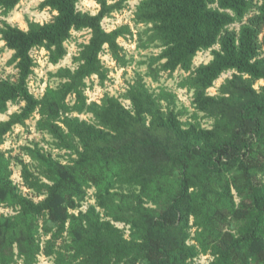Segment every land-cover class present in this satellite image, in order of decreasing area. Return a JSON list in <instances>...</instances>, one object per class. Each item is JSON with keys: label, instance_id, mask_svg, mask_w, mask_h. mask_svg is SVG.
I'll list each match as a JSON object with an SVG mask.
<instances>
[{"label": "trees", "instance_id": "1", "mask_svg": "<svg viewBox=\"0 0 264 264\" xmlns=\"http://www.w3.org/2000/svg\"><path fill=\"white\" fill-rule=\"evenodd\" d=\"M21 1L0 0L2 15ZM80 1L43 0L40 7L55 14L43 23L29 20L27 29L1 21L17 75L0 78V113L10 103L24 105L0 121V143L37 113V130L69 160L39 142L23 146L31 162L0 149V206L14 210L0 214V264H37L41 254L53 264H196L201 255L212 257L209 264H264V85L255 87L264 80V0L136 6L135 22L161 48L150 75L187 74L181 86L193 92L192 121H183L176 94L152 91L142 76L126 91L130 107L110 94L89 101L88 79H110L105 50L128 64L119 38L132 29L102 24L129 0H95L97 13L80 10ZM235 23L239 30L230 28ZM86 29L90 38L73 57L76 67H60L52 73L58 85L36 97L29 88L37 65L32 50L45 49L57 65L73 31ZM209 49L212 58L194 67L198 52ZM228 71L232 76L211 94ZM199 113L213 125L203 126ZM13 160L40 200L14 182ZM90 188L95 202L83 209Z\"/></svg>", "mask_w": 264, "mask_h": 264}, {"label": "rangeland", "instance_id": "2", "mask_svg": "<svg viewBox=\"0 0 264 264\" xmlns=\"http://www.w3.org/2000/svg\"><path fill=\"white\" fill-rule=\"evenodd\" d=\"M42 1L43 0H22L7 16H3L0 9V25L2 19H6L12 25L27 29L29 20L41 23L49 21L55 12L49 8H41L40 4ZM140 1L141 0H129L123 10L114 12L111 16L104 18L102 24L107 30L115 29L124 24H129L131 26L132 33L119 38L120 44L124 47V53L128 60V64L125 66L118 65L111 53L108 50H105L102 53V60L104 65L110 70V79L103 85L98 82L97 76L88 79L86 93L89 97V101L100 102L105 94H110L119 97L127 107H130V100L125 98L126 91L131 83H133L139 76H142L152 91L156 93L169 91L176 94L178 97L177 108L183 112V121H192L194 120L192 115L196 113L192 106L193 92L188 91L187 88L181 86V82L187 74L183 70H177L173 74L160 72V74L156 76L157 80L154 79V75H150L152 70L150 66L151 57L160 53L161 48L157 42H151L149 35L146 32L147 26L144 24H138L134 20L136 6ZM257 2L258 0H255V3ZM78 7L82 11L91 13H97L99 10V5L95 0H81ZM240 26L241 23H235L231 25L230 28L239 30ZM89 38L90 31L88 29L73 31L72 37L66 43L68 54L57 65L49 61L48 52L45 49H33L32 55L34 56L37 65L34 73L29 79L30 91L36 97H41L48 86H57L60 80L53 77L52 73H55L60 67H76L73 57L78 54L80 45L87 42ZM214 48H219V45H216ZM12 54L13 51L8 49L5 44L0 45V78L15 80L17 68L15 67V64H9ZM211 58V49L198 52L194 59V67L201 63L208 62ZM153 67L159 68V64H155ZM232 73L233 71H228L222 74V76L215 82L214 86L209 89V92L211 94H216L221 83H223L226 78L231 77ZM261 85H264V80L258 81L255 84V87L259 89ZM69 99L72 101L73 97H70ZM22 105H24L23 102L10 103L8 111L6 113H0V121L7 119L11 113L20 110ZM80 117L87 120H93L91 114H83L80 115ZM38 119L39 114L36 113L31 119L27 120L26 126L17 125L6 135L4 142L0 143V149L6 151L7 154L12 157H21L31 162L30 157L25 154L23 146L39 142L47 151L52 152L54 157L62 162H67L69 160V152L57 148L54 139L47 132L37 130L36 125ZM199 121L205 127H211L213 125V120L204 118L202 113H199ZM12 168L14 171L13 180L20 186L23 193L34 198L36 201L40 200L42 197H38L24 185L23 179L21 178V166L16 160L12 161ZM94 196L95 189L90 188L88 190L87 200L83 203V209H85L89 203L95 202ZM1 213L13 214L14 210L2 205L0 206V214ZM117 224L120 227L125 226L123 223ZM126 233L128 234V230H126ZM210 260L211 257L209 255H201L196 259L195 263L209 264ZM17 264L23 263L19 262Z\"/></svg>", "mask_w": 264, "mask_h": 264}, {"label": "built area", "instance_id": "3", "mask_svg": "<svg viewBox=\"0 0 264 264\" xmlns=\"http://www.w3.org/2000/svg\"><path fill=\"white\" fill-rule=\"evenodd\" d=\"M47 263L53 264L51 259H50V257H47L44 254L39 255V259H38V263L37 264H47Z\"/></svg>", "mask_w": 264, "mask_h": 264}, {"label": "clouds", "instance_id": "4", "mask_svg": "<svg viewBox=\"0 0 264 264\" xmlns=\"http://www.w3.org/2000/svg\"><path fill=\"white\" fill-rule=\"evenodd\" d=\"M6 42L5 41H3V40H0V45H3V44H5ZM6 118V117H5Z\"/></svg>", "mask_w": 264, "mask_h": 264}]
</instances>
